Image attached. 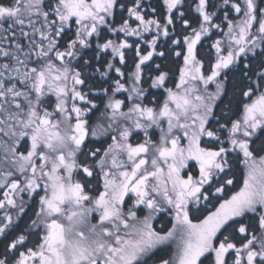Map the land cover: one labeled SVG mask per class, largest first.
Returning a JSON list of instances; mask_svg holds the SVG:
<instances>
[{
	"label": "snow or ice",
	"instance_id": "obj_1",
	"mask_svg": "<svg viewBox=\"0 0 264 264\" xmlns=\"http://www.w3.org/2000/svg\"><path fill=\"white\" fill-rule=\"evenodd\" d=\"M151 261L264 264V0H0V264Z\"/></svg>",
	"mask_w": 264,
	"mask_h": 264
},
{
	"label": "rangeland",
	"instance_id": "obj_2",
	"mask_svg": "<svg viewBox=\"0 0 264 264\" xmlns=\"http://www.w3.org/2000/svg\"><path fill=\"white\" fill-rule=\"evenodd\" d=\"M159 219V218H158ZM158 221H160V220H158ZM157 221V222H158ZM157 222H154V223H157ZM163 222V221H162ZM162 247H168L169 249H170V253L172 252V251H174V246H172V245H166V246H162ZM158 252H159V249L157 250Z\"/></svg>",
	"mask_w": 264,
	"mask_h": 264
},
{
	"label": "trees",
	"instance_id": "obj_3",
	"mask_svg": "<svg viewBox=\"0 0 264 264\" xmlns=\"http://www.w3.org/2000/svg\"><path fill=\"white\" fill-rule=\"evenodd\" d=\"M165 248L169 249L168 247H165ZM169 250H170V249H169ZM167 254H170V251H169V253H167ZM167 254H166V255H167ZM150 264H155V261H151Z\"/></svg>",
	"mask_w": 264,
	"mask_h": 264
},
{
	"label": "flooded vegetation",
	"instance_id": "obj_4",
	"mask_svg": "<svg viewBox=\"0 0 264 264\" xmlns=\"http://www.w3.org/2000/svg\"><path fill=\"white\" fill-rule=\"evenodd\" d=\"M158 220H159V219H158ZM158 220H157V221H158ZM158 222H159V223H163L162 221H158Z\"/></svg>",
	"mask_w": 264,
	"mask_h": 264
}]
</instances>
